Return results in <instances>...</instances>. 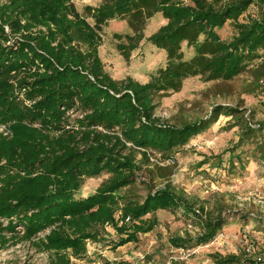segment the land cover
<instances>
[{"label":"trees","instance_id":"obj_1","mask_svg":"<svg viewBox=\"0 0 264 264\" xmlns=\"http://www.w3.org/2000/svg\"><path fill=\"white\" fill-rule=\"evenodd\" d=\"M251 6L256 15L241 22ZM156 14L166 24L145 42L165 52V67L146 84L113 80L99 57L101 32L110 21L126 22L132 34L114 39L128 61ZM227 22L236 34L223 41L218 31ZM182 44L193 50L188 61ZM256 60L255 78L264 83V0H101L83 14L70 0H0L1 244L8 243L4 234L34 241L51 252L49 264H71L105 226L122 236L120 247L157 226L155 218L142 221L147 215L180 208L196 215L168 188L142 204L120 196L135 183L138 155H169L202 131L203 123H161L154 97L179 92L201 62L209 81H229ZM102 174L109 177L92 195L75 198L85 179ZM221 224L205 217L198 243L211 242Z\"/></svg>","mask_w":264,"mask_h":264},{"label":"rangeland","instance_id":"obj_2","mask_svg":"<svg viewBox=\"0 0 264 264\" xmlns=\"http://www.w3.org/2000/svg\"><path fill=\"white\" fill-rule=\"evenodd\" d=\"M70 1L80 14L86 6L101 4V0ZM256 12V6H251L240 21ZM165 24L160 14L150 19L144 40L125 61L116 49L114 35H131L132 31L125 21H110L100 34L98 49L104 72L115 81L131 78L148 83L165 67L166 54L145 40ZM235 34L229 22L218 31L223 41ZM181 50L185 60L193 57L186 44ZM260 62L248 63L229 81H209L201 62L179 92L154 97V114L161 123L177 128L203 123L202 131L169 155L148 152L142 161L138 155L140 170L135 183L121 190L120 196L125 202L142 204L148 195L168 188L196 215L187 216L181 208L147 215L142 221L155 218L157 226L148 234L137 235V242L120 247L116 245L122 236L112 226H105L95 241L86 242L85 254L77 259L70 256L71 264H217L230 257L235 260L228 264H264V83L255 78ZM70 123L71 128L76 127ZM108 177L85 179L75 198L92 195ZM114 217L121 226L120 211ZM205 217L220 219L222 224L211 242L201 244L197 238ZM4 236L8 243L0 242V264H49L51 252L39 250L34 241Z\"/></svg>","mask_w":264,"mask_h":264},{"label":"built area","instance_id":"obj_3","mask_svg":"<svg viewBox=\"0 0 264 264\" xmlns=\"http://www.w3.org/2000/svg\"><path fill=\"white\" fill-rule=\"evenodd\" d=\"M0 132H2V128H0Z\"/></svg>","mask_w":264,"mask_h":264}]
</instances>
